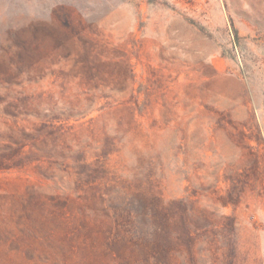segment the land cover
Wrapping results in <instances>:
<instances>
[{"label":"rangeland","instance_id":"obj_1","mask_svg":"<svg viewBox=\"0 0 264 264\" xmlns=\"http://www.w3.org/2000/svg\"><path fill=\"white\" fill-rule=\"evenodd\" d=\"M0 264H264V0H0Z\"/></svg>","mask_w":264,"mask_h":264},{"label":"trees","instance_id":"obj_2","mask_svg":"<svg viewBox=\"0 0 264 264\" xmlns=\"http://www.w3.org/2000/svg\"><path fill=\"white\" fill-rule=\"evenodd\" d=\"M128 198L132 205L136 207H139L142 202V196L140 194H130ZM156 215V212L152 211V209L147 212L135 210L132 214L131 222L129 221V232L133 233L140 241L156 239L160 235V227Z\"/></svg>","mask_w":264,"mask_h":264}]
</instances>
